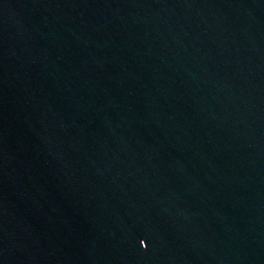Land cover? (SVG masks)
Returning a JSON list of instances; mask_svg holds the SVG:
<instances>
[{"label":"water","instance_id":"obj_1","mask_svg":"<svg viewBox=\"0 0 264 264\" xmlns=\"http://www.w3.org/2000/svg\"><path fill=\"white\" fill-rule=\"evenodd\" d=\"M0 264H264V0H0Z\"/></svg>","mask_w":264,"mask_h":264}]
</instances>
